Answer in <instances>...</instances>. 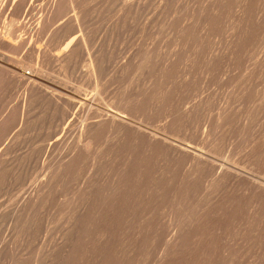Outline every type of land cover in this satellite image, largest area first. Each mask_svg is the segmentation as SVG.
<instances>
[{
  "label": "rangeland",
  "instance_id": "1",
  "mask_svg": "<svg viewBox=\"0 0 264 264\" xmlns=\"http://www.w3.org/2000/svg\"><path fill=\"white\" fill-rule=\"evenodd\" d=\"M54 1L0 0V264H264V0Z\"/></svg>",
  "mask_w": 264,
  "mask_h": 264
},
{
  "label": "bare ground",
  "instance_id": "2",
  "mask_svg": "<svg viewBox=\"0 0 264 264\" xmlns=\"http://www.w3.org/2000/svg\"><path fill=\"white\" fill-rule=\"evenodd\" d=\"M62 2H63V1H62ZM73 2H74V1H73ZM59 3H60V2H59ZM68 3H69V5L72 7V4H73V3H71V0H70ZM3 4H5V3H3ZM47 4H48V0H47ZM56 4H57V2H56ZM64 4H65V3H64ZM64 4H62L63 7H65ZM50 5H52V7H53V6L55 5V1H54V0H51ZM62 5H61V8H63ZM46 7H47V6H46ZM49 7H50V6H49ZM52 7H50V8H51V9L55 8V7H53V8H52ZM43 8H44V7H43ZM61 8H60V9H61ZM65 8H66V7H65ZM69 8H70V7H69ZM77 8H78V7H77ZM63 9H64V8H63ZM63 9H61V10L64 11ZM81 9H82V8H81ZM53 10H54V9H53ZM66 10H67V8H66ZM51 12H52V10H51ZM79 12H80V11H79ZM40 17H41V16H40ZM44 17H46V16H44ZM47 17H48V16H47ZM42 18H43V17H42ZM73 18H74V16H73ZM75 20H76V19H75ZM10 28H11V27H10ZM10 28H9V29H10ZM13 28H14V27H13ZM6 30H8V28H7ZM12 30H14V29H12ZM0 38L3 40L2 35H0ZM3 41H4V40H3ZM9 41H10V40H9ZM6 44H7V43H6ZM9 45H10V44H9ZM2 62H3V61H2ZM1 66H2V65H1ZM3 66H4V65H3ZM4 67H5V66H4ZM12 67H13V66H12ZM8 68H9V67H8ZM15 68H16V67H15ZM17 68H18V67H17ZM10 69H11V67H10ZM14 70H15V69H14ZM14 70H13V71H14ZM20 72H21V71H20ZM21 73H22V72H21ZM27 73H28V72H27ZM91 73H92V72H91ZM19 74H20V73H19ZM23 74H24V73H23ZM28 74H29V73H28ZM33 76H34V75H32V76H30V77L28 76L27 78L30 79V80H34V79L32 78ZM36 76H37V75H36ZM16 77H17V75H16ZM40 81H41V80H40ZM49 83H50V82H49ZM55 85H56V84H55ZM55 85H54V86H55ZM42 86H43V85H42ZM57 88H59V87H57ZM48 90H49V89H48ZM48 90H47V91H48ZM54 90H55V89H54ZM61 90H62V89H61ZM65 90H66V89H65ZM63 91H64V90H63ZM63 93H64V92H63ZM66 93H68V92L66 91ZM65 95H66V94H65ZM73 95H74V94H72V96H73ZM59 96H63V95H59ZM59 96H58V97H59ZM72 96H71V97H72ZM56 97H57V96H56ZM56 97H55V98H56ZM76 97H77V96H76ZM60 98H61V97H60ZM72 98H75V97H72ZM69 99H70V98H69ZM69 99L67 98L66 100H69ZM59 100H60V99H58L57 101L59 102ZM70 100H72V99H70ZM73 100H74V99H73ZM60 101H61V100H60ZM73 102H74V101H73ZM75 102H76V101H75ZM59 103H60V102H59ZM63 103H64V102H63ZM69 104H70V103H69ZM90 109H92V108H90ZM90 109H89V110H90ZM92 110H93V109H92ZM102 112H103V111H102ZM90 113H91V112H90ZM103 115L105 116V118H104L105 122H110V123H112V124H113V123H119V124H125V125L127 124V123H126V119H125L123 116H121V115H119V114H117V113H110V112L107 113V112H106V113H104ZM100 116H101V115H100ZM91 120H93V119H91ZM91 122H92V121H91ZM97 123H98V122H96V123L92 122L91 124H97ZM84 124H85L84 127H85L86 129H89V128H90L89 126H90L91 124H90V125H89V124H86V123H84ZM128 124H129V123H128ZM112 126H113V125H112ZM115 126H116V125H115ZM91 127H92V125H91ZM86 133H87V132H86ZM150 134H151V133H150ZM89 135H90V134H89ZM171 147H172V146H171ZM175 148H176V147H175ZM175 148H174V149H175ZM177 149H179V150L182 151V149H180V148H176L175 150L177 151ZM179 150L177 151L178 153H179ZM181 151H180V152H181ZM187 151H188V150H187ZM191 153H192V152H191ZM192 154H193V153H192ZM193 155H195V154H193ZM191 157H193V156H191ZM197 158H198V156H197ZM195 160H196V158H195ZM201 161H202V160H201ZM227 171H228V170H227ZM229 171H230V170H229ZM229 171H228V173H229ZM218 173H219V171H218ZM229 174H230V173H229ZM224 175H226V173H225ZM222 177H223V176H222ZM223 178H224V177H223ZM230 178H231V177H230ZM256 187H257V189L260 190V191H263V190H264V187H263L262 185H261V186H260V185H256Z\"/></svg>",
  "mask_w": 264,
  "mask_h": 264
}]
</instances>
